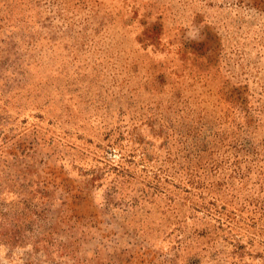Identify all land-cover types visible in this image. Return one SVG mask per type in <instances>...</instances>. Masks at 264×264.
I'll return each instance as SVG.
<instances>
[{"label":"rangeland","instance_id":"374dc122","mask_svg":"<svg viewBox=\"0 0 264 264\" xmlns=\"http://www.w3.org/2000/svg\"><path fill=\"white\" fill-rule=\"evenodd\" d=\"M0 264H264V0H0Z\"/></svg>","mask_w":264,"mask_h":264}]
</instances>
